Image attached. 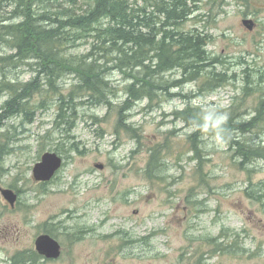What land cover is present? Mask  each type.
<instances>
[{
    "label": "rangeland",
    "instance_id": "1",
    "mask_svg": "<svg viewBox=\"0 0 264 264\" xmlns=\"http://www.w3.org/2000/svg\"><path fill=\"white\" fill-rule=\"evenodd\" d=\"M193 3L181 28L206 34L216 71L235 80L200 89L201 79L187 76L168 94L133 101L123 117L132 80L106 71L111 105L86 102L88 95L73 99L71 128L67 118L55 120L77 74L63 72L55 90H40L46 75L39 59L13 57L17 51L0 41V188L17 194L11 207L0 193V264L21 262L41 233L59 242L61 255L25 264H264V155L241 165L228 131L220 130L238 114L249 119L259 100L260 92L247 97L242 86L264 73V0ZM11 8L0 0V23ZM244 18L255 22L252 30ZM90 45L79 40L63 54L79 57ZM162 75L171 83L183 78L180 70ZM10 100L20 110L1 120ZM238 135L264 146V128ZM153 149L160 159L150 177ZM46 151L63 164L50 181L38 182L32 169Z\"/></svg>",
    "mask_w": 264,
    "mask_h": 264
},
{
    "label": "trees",
    "instance_id": "2",
    "mask_svg": "<svg viewBox=\"0 0 264 264\" xmlns=\"http://www.w3.org/2000/svg\"><path fill=\"white\" fill-rule=\"evenodd\" d=\"M2 2L12 8L9 17L0 23V41L17 51L13 57L39 59L40 74L46 75L45 80L40 77V90L42 87L55 90L58 87L57 79L63 72L73 71L77 74L76 82L68 88V94H62L64 97L60 99L55 120L57 122L60 118H67L65 123H69L70 128L74 125L77 105L72 103L73 99L88 95L86 102L111 105L109 94L112 91L110 80L104 75L106 71H119L132 80L125 85L128 98L119 113L123 117V111L133 101L143 98L152 100L159 93L168 94L170 86L180 84L178 82H182L187 76L190 80L199 77L200 89H215L230 79L235 80V75H229L227 71H216L219 59H214L205 49L209 39L206 34L195 29L181 28V24L194 12L195 0H1ZM12 20L19 22H10ZM90 38L93 40L90 41ZM79 40L89 41V50L79 57L65 56V47L76 45ZM172 70H180L183 78L173 83L162 78L163 73ZM37 83V78L27 83L22 94L33 91ZM257 92L261 94L249 119L245 116L250 113L238 114L234 120L229 118L224 124L228 129L220 128L223 133L228 131V147L235 152L241 165L253 161L256 154L264 155V146L252 145L249 140L240 139L238 135L254 134L264 128L263 72L256 79L245 80L242 86V94L247 97ZM15 100L3 104L1 120L20 110ZM193 109L198 111L200 108ZM191 123L199 121L193 119ZM159 159L153 149L146 170L150 177L156 176ZM261 197L262 194L256 199ZM39 257L34 251L18 264H25Z\"/></svg>",
    "mask_w": 264,
    "mask_h": 264
},
{
    "label": "water",
    "instance_id": "3",
    "mask_svg": "<svg viewBox=\"0 0 264 264\" xmlns=\"http://www.w3.org/2000/svg\"><path fill=\"white\" fill-rule=\"evenodd\" d=\"M242 24L248 29L254 28L255 22L250 18L241 20ZM63 159L55 152L46 151L42 154L40 160L36 162L32 169L33 179L38 182L50 181L56 172L61 168ZM97 168L102 169L103 164H96ZM0 193L11 207H14L17 200V194L8 188H0ZM35 251L47 258L56 259L62 253V248L59 242L48 233L39 234L34 241Z\"/></svg>",
    "mask_w": 264,
    "mask_h": 264
},
{
    "label": "bare ground",
    "instance_id": "4",
    "mask_svg": "<svg viewBox=\"0 0 264 264\" xmlns=\"http://www.w3.org/2000/svg\"><path fill=\"white\" fill-rule=\"evenodd\" d=\"M38 84V83H37ZM197 131V130H196ZM2 195V194H1Z\"/></svg>",
    "mask_w": 264,
    "mask_h": 264
}]
</instances>
